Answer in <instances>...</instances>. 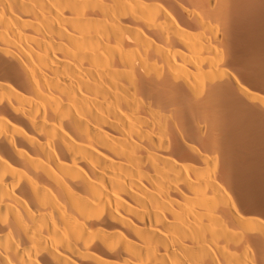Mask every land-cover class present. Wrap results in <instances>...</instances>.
Returning a JSON list of instances; mask_svg holds the SVG:
<instances>
[{"label":"bare ground","instance_id":"1","mask_svg":"<svg viewBox=\"0 0 264 264\" xmlns=\"http://www.w3.org/2000/svg\"><path fill=\"white\" fill-rule=\"evenodd\" d=\"M0 264H264V0H0Z\"/></svg>","mask_w":264,"mask_h":264}]
</instances>
